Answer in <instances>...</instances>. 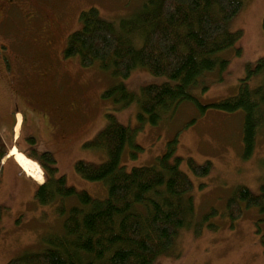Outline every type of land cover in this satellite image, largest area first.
<instances>
[{"label":"rangeland","instance_id":"374dc122","mask_svg":"<svg viewBox=\"0 0 264 264\" xmlns=\"http://www.w3.org/2000/svg\"><path fill=\"white\" fill-rule=\"evenodd\" d=\"M241 1L242 10L227 28L242 32V37L233 48L220 53L229 60V68L207 74L205 82L193 89L194 98L202 105L235 96L247 74V65L264 57V0ZM144 2L0 0V150L17 149L15 137L19 135L17 147L21 150L38 157L45 151L54 154L56 164L49 165L58 169L54 177L65 176L68 186L104 200L108 195L106 184L83 179L75 165L78 161L98 165L107 160L93 142L105 129L109 114L134 131L135 143L141 148L126 147L121 160L126 171L157 165L174 141L173 156L184 159L181 170L193 181V210L188 216L190 225L180 230L173 246L154 264H264V245L258 233L264 214L251 207L231 221L226 213L227 202L238 187L244 186L253 194L260 192L264 179V129L258 134L252 155L244 158L243 111L209 109L202 113L197 102L190 100L178 104L157 125L142 122L136 102L125 108L105 93L123 83L128 91L139 94L143 87L162 84L169 78L153 76L140 67L129 78L121 79L98 64L84 67L78 57L65 58L70 35L81 27L82 12L94 7L108 21L129 20ZM46 24L54 27L46 29ZM47 47L55 52V59L29 58L37 52H50ZM12 54L30 67L33 61L43 68L64 63L70 74L60 81L49 79L41 86L48 96H34L19 59L12 58ZM247 82L254 88L260 79L252 77ZM17 109L24 123L22 131L21 118L18 125L15 122ZM66 146L70 148L59 150ZM189 158L200 166L210 162V172L194 175L186 164ZM44 182V174L43 181L38 182L20 174L18 168L11 172L8 166L0 171V264L39 253L48 247L46 238L63 233L69 208L78 202L68 198L47 205L39 203L35 192ZM212 210L215 212L208 215Z\"/></svg>","mask_w":264,"mask_h":264},{"label":"trees","instance_id":"16d2710c","mask_svg":"<svg viewBox=\"0 0 264 264\" xmlns=\"http://www.w3.org/2000/svg\"><path fill=\"white\" fill-rule=\"evenodd\" d=\"M242 8L241 0H145L133 19L108 21L92 7L81 13V27L70 35L64 55L78 57L84 67L98 64L121 79L129 78L140 67L153 76L169 78L162 84L143 87L139 94L128 91L123 83L105 93L125 108L136 102L142 122L157 125L178 104L190 100L197 102L202 113L209 109L243 111L244 158H249L264 129V57L247 65L235 96L202 105L193 95V89L202 85L207 74L229 68V60L220 53L233 48L242 37V32L227 28ZM252 77L260 79L254 88L247 82ZM107 118L105 129L93 142L107 160L98 165L84 161L75 165L83 179L106 184L107 198L94 199L87 191L68 186L65 176H53L56 167L42 168L45 182L35 192L39 203L47 205L68 198L78 203L69 208L63 233L45 239V250L7 264H154L173 246L180 230L190 225L194 186L181 170L184 159L173 156L175 142L169 143L168 152L157 165L126 171L121 165L126 147L141 148L135 143L133 130L113 115ZM5 156L0 153V170ZM41 158L49 165L56 164L49 151ZM186 164L197 176L211 170L210 162L200 166L189 158ZM251 207L264 214V179L259 194L238 187L227 202L226 213L235 221ZM261 221L258 233L264 245V218Z\"/></svg>","mask_w":264,"mask_h":264},{"label":"flooded vegetation","instance_id":"af4514ba","mask_svg":"<svg viewBox=\"0 0 264 264\" xmlns=\"http://www.w3.org/2000/svg\"><path fill=\"white\" fill-rule=\"evenodd\" d=\"M33 17L38 18L37 15H33L31 14ZM1 17V15H0ZM54 27V24H46L45 27L46 29ZM42 47V46H41ZM48 48V47H47ZM50 52H37L35 54H33L31 57L29 58H33L34 59H40V58H48V59H55L56 55L55 52L48 48ZM12 58H18L19 56L12 54L11 55ZM55 56V57H54ZM28 58V57H27ZM34 65L32 67L29 66V63H26V61H22V59H19V64L21 67V70L23 71L25 77L28 79V84L27 86H29L30 84V91L34 93V96H48V94L44 91L41 90V86H43L46 82H48L49 79H53V81H55L56 79L58 81L64 79L65 77H67L70 72L68 67L62 63L60 65H55V66H48L49 68L45 67H41L42 64L33 61ZM31 80V83H30ZM46 85V84H45ZM26 86V87H27ZM68 95V94H66ZM69 97V95H68ZM15 115L17 116L18 114H20V109H17L15 111ZM16 118V117H15ZM18 142V141H16ZM75 142V141H74ZM72 146V145H71ZM67 148H70V146H66L65 148L59 149L61 152L65 151ZM7 150H0V153L2 152H6ZM26 155L34 158L36 161L39 162V164L42 166V168L44 169L47 165L49 166V164L46 163V161H43L41 157H38L36 155H33L31 153H28L26 151H23ZM48 152V151H47ZM50 152V151H49ZM52 153V152H51ZM53 154V153H52ZM54 155V154H53ZM55 158V156H54Z\"/></svg>","mask_w":264,"mask_h":264},{"label":"bare ground","instance_id":"6f19581e","mask_svg":"<svg viewBox=\"0 0 264 264\" xmlns=\"http://www.w3.org/2000/svg\"><path fill=\"white\" fill-rule=\"evenodd\" d=\"M10 155L15 156L16 160L21 165V168H23V170L25 171V173L29 177H32L33 179L37 180L38 182L43 181V171L40 168V166L38 165V163H36L34 160L26 157L23 153H21L19 150L15 149V148H13L11 150Z\"/></svg>","mask_w":264,"mask_h":264},{"label":"crops","instance_id":"0c3cea01","mask_svg":"<svg viewBox=\"0 0 264 264\" xmlns=\"http://www.w3.org/2000/svg\"><path fill=\"white\" fill-rule=\"evenodd\" d=\"M21 116V115H19ZM16 131L18 132V126L16 127ZM3 164H4V167H8L10 166L11 167V172H15V169H19L18 165L16 164V162L14 161L13 158H11L10 156H7L4 160H3ZM20 171V169H19ZM20 174H21V171H20Z\"/></svg>","mask_w":264,"mask_h":264}]
</instances>
